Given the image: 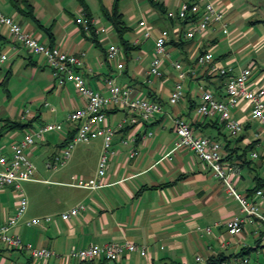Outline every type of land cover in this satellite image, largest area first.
Instances as JSON below:
<instances>
[{
  "label": "crops",
  "instance_id": "1",
  "mask_svg": "<svg viewBox=\"0 0 264 264\" xmlns=\"http://www.w3.org/2000/svg\"><path fill=\"white\" fill-rule=\"evenodd\" d=\"M13 1L19 3L22 0H10L12 8L10 13L6 14L13 16L22 29L40 42L50 44L46 35L36 27L30 17L15 7ZM185 1L189 0H157L162 7L159 10L153 7L149 0H129L125 3L120 0V12L130 28L126 38L135 47L132 61L126 63L122 71L106 58L108 47L114 44L115 32L104 18L102 0H99L101 13L98 16L85 0L71 1L69 6L73 11L67 10L62 3L55 4L49 0H42L43 11L40 15L34 9V15L40 23L52 28L55 45L61 46L69 53H85V67L82 71L92 89L105 93V80L115 76L120 84H127L139 95L159 103L162 112L156 114L149 122L138 118L137 125L127 123L118 129L125 119L130 118V112L125 109L108 111V125L116 132L109 148V162L103 178L106 186L88 190L70 185L77 178L88 179L97 175L103 154L102 143L94 167L89 172L72 168L69 172L63 171L56 179H41L40 174L36 173L39 181L24 182L41 185L46 190H42L39 206L32 212L26 211L11 233L20 235L24 242L50 248L60 255L67 254L73 248L80 249L92 244L104 245L111 242L123 243L127 240L147 248V256L129 253L117 264H196L197 256L208 260L219 256H236L238 253L251 259V264H264V226L247 224L241 235H231L225 222L234 216L243 215L240 206L236 205L238 202L228 195L221 182L193 150H173L177 139L173 128L175 117L188 120L196 134L218 140L222 144L225 138L230 137L227 129L219 123L218 115L202 119L197 118L193 111L199 103V86L209 88L220 99L224 97V82L218 78L208 79L205 69L194 65L201 49H211L215 58L225 56L218 62L229 68L233 75L253 65L255 68L251 82L264 87V17L257 14L262 10L260 5H255V2L260 0H212L225 12L224 20L228 26H233L231 31L228 28L225 30V36L223 30L220 32L223 37L218 36V28L210 29L203 39L196 38L193 42L184 37L174 41L173 33L171 34L167 43L171 59L181 62L185 71H195L194 74L188 73L185 80L184 99L178 105L172 106L169 98L178 73L171 62L165 61L161 69L162 77L149 84L148 71L154 52V38L144 39L139 22L146 20L153 28V37L162 29L172 32L181 28L180 22L170 20L166 13H176ZM103 5L111 9L113 0L110 5ZM5 6L8 4L5 3ZM84 8L92 17L96 30H99L94 39L86 37L74 20L81 13H85ZM257 28L261 32L257 31ZM182 29L186 31V27ZM0 35L3 36V39L0 38V49L7 50L16 60L15 63L29 72L30 79L39 83L41 92L39 97L32 98L33 101L29 103V106H35L34 110H21L19 117L22 111L24 115L17 118L33 121L31 128L34 130L49 123L61 125L60 131L46 133L43 140L29 151L31 159L43 146L45 153H49L46 162L51 161L60 154L62 144L74 130L67 121L68 115L84 106V100L71 82L57 88L50 69L45 61L43 62L44 58L28 54L20 44L12 40L6 28L0 27ZM242 40L245 41L244 44L233 51L231 47ZM221 43H227L229 48L219 53ZM248 53L250 54L246 56ZM41 101L44 103L40 104ZM231 114L232 118L242 122L243 130L248 126V130L243 131L245 139L238 146L244 147L246 142L255 141L257 145L253 152L262 153L264 132L257 138L255 131L250 133L257 126V123L251 120L250 109L241 103ZM31 128L28 130H32ZM148 132H152V135L147 136ZM3 135L6 141L1 143L0 147L10 156V143L22 139L23 133L7 131ZM129 136H132L134 143L125 145L123 140ZM132 150L138 152L134 158L129 156ZM233 156L235 160L237 157ZM71 158L72 155L62 167L70 164ZM258 159V162L249 168V178L256 182L264 180V176L261 177L257 173L259 167L264 168L262 157ZM237 169L234 176L236 188L239 187L240 192L246 194L253 187L241 174L244 167L237 166ZM68 188L74 190L69 191ZM79 204H84L87 208L78 217L69 221L61 218L63 213ZM17 206L18 197L13 187H5L0 191V224L15 214ZM45 217H51L52 221L44 222L40 227L27 225L33 219ZM208 227H212L211 234L204 231ZM0 264L33 262L26 252L8 250L0 243ZM47 264L63 263L53 258Z\"/></svg>",
  "mask_w": 264,
  "mask_h": 264
},
{
  "label": "built area",
  "instance_id": "2",
  "mask_svg": "<svg viewBox=\"0 0 264 264\" xmlns=\"http://www.w3.org/2000/svg\"><path fill=\"white\" fill-rule=\"evenodd\" d=\"M168 18H179L185 20L192 17L193 21L186 26L183 36L181 28L170 32L162 29L156 37H153V28L141 20L139 27L143 31L144 39L154 38V52L148 71V82L153 83L154 79L161 78L163 75L162 65L165 61L171 62L172 67L177 71V80L174 83L169 102L172 106L178 105L185 97V80L188 73L194 74L195 71H185L183 64L171 59L167 43L170 41L171 34L173 39L178 40L184 37L187 40L203 39L210 29L219 27L226 30L228 24L224 20L225 12L218 8L212 0H189L183 2L176 13L168 12ZM76 25L87 34L91 33L92 20L85 13H81L75 19ZM0 27L8 30L12 40L20 44L30 55L42 56L46 66L50 69L52 78L56 81L57 88L64 87L67 82H71L78 95L84 100V106L73 110L67 118L76 130V134L58 156L46 162L49 170L57 171L71 157V151L78 143H90L97 137L103 138V154L99 161L97 175L93 178H77L70 185L77 188L97 190L106 186L103 178L105 176L109 162V148L116 130L109 127L106 113L110 110L125 109L130 112L129 119H125L118 129L125 124L137 125L140 118L144 122L151 121L154 116L162 112L159 103L152 102L146 97L139 95L133 87L127 84H120L115 76H110L105 80L106 92H99L92 89L84 77L82 69L85 67L86 55L84 52L79 54L66 52L61 46H50L40 42L36 37L16 22L13 16L4 14L0 9ZM99 30L95 32L98 33ZM7 53L0 55V63L7 60ZM108 62L116 65L119 71L124 70L126 60L123 50L112 44L106 52ZM205 69V72L212 76H223L231 72L229 68L215 62L212 50L205 54L198 55L197 66ZM254 66H247L239 71L238 74L229 76L224 82V97L218 98L212 90L204 86H199V103L195 109L197 118L207 119L218 115L219 123L224 124L229 134L233 137L239 136L243 132V124L238 119L232 118V110L241 103L246 104L250 109L251 120L257 123L255 132L256 138L264 132V87L251 82ZM91 72L92 69L90 68ZM24 111L21 112V116ZM173 128L176 134L174 151L182 148L193 150L203 164L221 182L229 196L239 203L242 216H234L225 222L229 233L239 236L247 224H255L259 227L264 226V192L258 190L253 197L242 194L236 188L234 176L237 167L225 159L224 144L220 141L207 136L196 134L192 124L183 117L173 119ZM61 130V125L49 123L42 125L37 130L26 132L22 139L10 143L11 155L4 152L0 147V164L3 170L0 171V191L5 187H13L17 193L18 206L15 214L5 223L0 224V243L6 249L12 251L26 252L33 264H47L49 260L55 258L63 264H72L73 261L79 262H99L102 260L120 262L126 254L138 253L140 256H147V248L144 245L131 241L123 243L111 242L104 245L92 244L80 249H71L67 254L60 255L54 250L36 246L24 242L20 235L11 233L18 221L25 215L28 208V199L22 189L24 182L39 181L36 178V168L30 160L29 151L38 142L42 141L48 132ZM148 132L147 136H151ZM125 145L133 144L132 136L123 140ZM264 165V148L262 151ZM138 155L136 150L129 154L130 158ZM253 160L260 157L258 152L251 154ZM86 205L79 204L69 211L63 213L61 218L69 221L73 217L86 210ZM51 217L33 219L27 223L28 226H42L44 222H51ZM207 234L212 233V227L205 228ZM204 257L197 256L196 264H206ZM221 264H251L247 257H234L229 262Z\"/></svg>",
  "mask_w": 264,
  "mask_h": 264
},
{
  "label": "rangeland",
  "instance_id": "3",
  "mask_svg": "<svg viewBox=\"0 0 264 264\" xmlns=\"http://www.w3.org/2000/svg\"><path fill=\"white\" fill-rule=\"evenodd\" d=\"M28 1L32 4L33 8L35 9V12L40 15V13L43 11L42 10L43 8L41 9L42 0H28ZM49 1L55 4L58 2L62 3L63 6L66 7V9L69 11L74 10V9H70V6H69L70 2L74 0H49ZM85 1L92 8L95 15L98 16L101 13L99 0H85ZM111 1L112 0H102L103 4L105 3L107 5H110ZM125 1L127 2L129 0H124V3ZM5 3H7L8 6H5ZM255 5L257 6L260 5L259 8L262 10H259L257 14L261 17H264V1H261V0L257 1L255 2ZM10 8H12L10 0H0V9L4 14L10 13L9 12ZM217 28H218V31H217L218 36L223 37V35L220 33L222 32V30L219 29V27ZM232 29H233V26L229 25L228 30L231 31ZM257 29H258L257 31L261 32L259 28ZM223 32H225L224 34L225 36L227 32L225 30H223ZM259 32L257 33L259 34ZM113 35L115 37V41H113L114 44H116L119 47H122L116 34H113ZM247 40L249 41L248 37H247ZM244 42L245 41L242 40L241 42L234 44V46L231 47L232 50L233 51L237 50L239 47H241L244 44ZM0 47H1V42H0ZM228 48L229 47L227 43H221L218 48V50L220 51L219 53L223 51H227ZM7 52H8L7 50L0 49V55H2L3 53H7ZM249 54L250 53H248L246 56H248ZM7 57L8 58L6 62L0 63V146L2 145L1 143H4L6 141L5 140L6 138H4V135H3L5 132L2 133V125L8 120H20L19 112L21 110H25V111L31 110V109L34 110L35 106L33 105L29 106V103L33 101L32 98L39 97L41 95V92L39 90V83L37 81L35 82L31 80L29 72H27L24 67H19L18 64L15 63L16 60L13 59L9 53H7ZM43 62H44V59H43ZM10 66H12V68ZM48 101L50 102L49 99ZM39 103L42 104L44 102L41 101ZM257 128L258 127L255 126L254 129L250 131V133H253V131L256 132ZM102 143H103L102 138H98V139L96 138L88 144L86 143L76 144L73 150L71 151L72 158H71V161L69 162L70 164H67L65 167H62L58 171H52L46 167V164H45L46 158L48 157L49 153L48 152L45 153V149L43 146L40 147L39 153H36V155L31 156L30 160L32 161V163L34 164L36 168V173L40 174L39 176L41 179H56L57 176L58 177L61 176L63 171L69 172L72 168L85 169L86 172H89V170H91L94 167L96 158L98 157L97 153L99 152V149ZM247 158L248 160H252V164L257 163L259 160V159L253 160L251 157V152H248ZM1 168H2V165L0 164V170ZM257 173H259L258 175H261V177L264 176V168L261 169L259 167L257 169ZM241 174L246 180V182L249 181V184L252 187L256 185V180L249 178L251 176L249 174L248 167H245L244 169H242ZM23 188L25 190V195L27 196L28 202H29L27 212L28 211L32 212L40 204V200H41L42 193H43L42 190L45 191L46 189H44L45 187H42L41 185H36L33 183H24ZM68 190L73 191L74 189L68 188ZM237 190L240 192L239 187L237 188ZM236 205H239V204L236 203ZM80 264H90V263H80ZM103 264H114V263L105 262Z\"/></svg>",
  "mask_w": 264,
  "mask_h": 264
},
{
  "label": "trees",
  "instance_id": "4",
  "mask_svg": "<svg viewBox=\"0 0 264 264\" xmlns=\"http://www.w3.org/2000/svg\"><path fill=\"white\" fill-rule=\"evenodd\" d=\"M80 2L83 5V2L82 1H80ZM12 3L15 4V7L21 13L25 14L27 17H30V19H32V21L35 23L36 27L39 30H41L46 35V37L49 39V41H50L49 45L50 46H54L55 45V43H54L55 42V37H54L52 28L51 27H46V26H44V25H42L40 23V21L34 15V8H33L32 4L28 0H22L19 3L13 1ZM149 3L153 7L159 8V10L162 9L161 5L157 2V0H149ZM101 9H102L104 18H106L108 20V22L110 23L113 31L117 35L119 42L122 45V47H120V48L123 50L126 63L131 62L132 61V55H133L132 53L135 50V47L126 38V35L129 32L130 28L126 25L125 20H124V16L120 12V0H113V5H112L111 9L105 8L104 5L101 3ZM84 12L87 15V17L89 18V20L91 21L92 17L88 14V12L86 11L85 8H84ZM162 12H164V11H162ZM167 15H168V13H166V16ZM170 20H178L180 22V25H181V30L180 31L183 34L184 31H183L182 28H185L188 24H190V22L193 21V18L190 16V17H188L185 20H180L179 18H173V19H170ZM80 30L88 38L94 39V37L96 36V32H95L96 31V27L93 24H92L91 29H90L91 33L88 34L89 36L87 35V33L85 31H83L82 29H80ZM0 38L3 39V36L0 35ZM181 38L182 37H180V39ZM190 41L193 42L194 40H190ZM207 51L208 50H206L205 48L201 49L199 55L205 54ZM213 55H214V53H213ZM224 57L225 56H221V57H216L215 58V56H214L215 62L220 61ZM194 65L197 66V59L195 60ZM232 75L233 74L231 72H227V74L223 75V76H214V77L212 75L207 74V76H208L207 78L208 79L209 78H218L223 83V82L226 81V79L229 76H232ZM196 107H197V105L193 108L194 112H195ZM32 125H33V121H31V120L30 121L23 120V119H20V120H8L2 125V133L3 132H7V131H18V132L23 133V135H24L26 132L34 130V129L31 128ZM222 126L225 127L224 124H222ZM30 128L32 130H28ZM245 130H248V126H246V128H244L243 131H245ZM75 134H76V130L74 129L72 131L71 136L67 140H65V142L62 144L61 148H64L69 142H71L73 140ZM244 139H245V137L243 136V132L237 137H233V136L230 135V137H227V138L224 139V152L226 153L225 159L227 161H229L230 163L234 164L236 167L240 166V167H244V168L245 167L250 168V166L252 165V160H248L247 154H248V152H251V154L253 153V149L256 147L257 142H255V141H251L250 142L249 141V142H246V145L244 147L243 146H238L240 143H242L244 141ZM233 155H236V157H237L235 160L233 158L234 157ZM259 155L262 157L261 153H259ZM258 190H262L264 192V180H262V179L257 180L256 185L247 192V195L249 197H253L254 194ZM244 255L245 254L238 253L236 256H230V257H224V256L213 257V258H209L207 260L206 264H221L224 261L225 262H229L230 259H232L234 257H240V258L247 257V256H244ZM105 262H113L114 264L118 263L116 261H109V260H106V259L102 260V261H99V262H86V263L103 264Z\"/></svg>",
  "mask_w": 264,
  "mask_h": 264
}]
</instances>
